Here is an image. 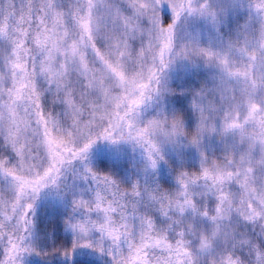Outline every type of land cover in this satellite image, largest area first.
Instances as JSON below:
<instances>
[{
	"label": "snow or ice",
	"instance_id": "snow-or-ice-1",
	"mask_svg": "<svg viewBox=\"0 0 264 264\" xmlns=\"http://www.w3.org/2000/svg\"><path fill=\"white\" fill-rule=\"evenodd\" d=\"M80 250L264 264V0H0V264Z\"/></svg>",
	"mask_w": 264,
	"mask_h": 264
},
{
	"label": "rangeland",
	"instance_id": "rangeland-1",
	"mask_svg": "<svg viewBox=\"0 0 264 264\" xmlns=\"http://www.w3.org/2000/svg\"><path fill=\"white\" fill-rule=\"evenodd\" d=\"M95 154L97 156H105L107 154L106 149L103 146H98L95 150ZM76 255L82 260L77 262V264H92L95 261L101 264L102 262L100 258L97 255L92 254L90 250H80ZM60 259L62 260L63 258ZM31 264H40V261L38 258H33Z\"/></svg>",
	"mask_w": 264,
	"mask_h": 264
},
{
	"label": "trees",
	"instance_id": "trees-1",
	"mask_svg": "<svg viewBox=\"0 0 264 264\" xmlns=\"http://www.w3.org/2000/svg\"><path fill=\"white\" fill-rule=\"evenodd\" d=\"M80 261H82V260L79 258V256L76 255L74 257V264H77V262H80ZM92 264H99V263L95 261ZM101 264H102V262H101Z\"/></svg>",
	"mask_w": 264,
	"mask_h": 264
}]
</instances>
